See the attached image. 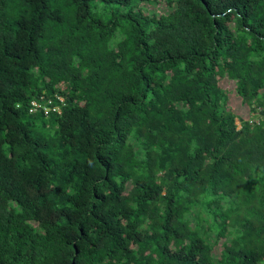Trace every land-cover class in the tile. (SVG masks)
Segmentation results:
<instances>
[{
  "label": "trees",
  "instance_id": "16d2710c",
  "mask_svg": "<svg viewBox=\"0 0 264 264\" xmlns=\"http://www.w3.org/2000/svg\"><path fill=\"white\" fill-rule=\"evenodd\" d=\"M0 264H264V0H0Z\"/></svg>",
  "mask_w": 264,
  "mask_h": 264
},
{
  "label": "built area",
  "instance_id": "2783aa9c",
  "mask_svg": "<svg viewBox=\"0 0 264 264\" xmlns=\"http://www.w3.org/2000/svg\"><path fill=\"white\" fill-rule=\"evenodd\" d=\"M40 99H43V97L42 96H40V97H38V98H34L30 103H31V107H30V109H29V112H34V111H36V110H38V109H41L42 111H43V113H44V115H48V113H49V111L50 112H53V111H55V112H58L59 113V108H58V106H50V104H51V99H48V100H46L45 102H42ZM57 99H58V101H60V102H63V99H62V97H60V96H57ZM258 111H260V110H258ZM253 116V113H252V115H251V117ZM250 117V118H251ZM253 118V117H252ZM251 120H253V119H251Z\"/></svg>",
  "mask_w": 264,
  "mask_h": 264
},
{
  "label": "rangeland",
  "instance_id": "374dc122",
  "mask_svg": "<svg viewBox=\"0 0 264 264\" xmlns=\"http://www.w3.org/2000/svg\"><path fill=\"white\" fill-rule=\"evenodd\" d=\"M96 5V3L94 2L93 3V6H95ZM144 6H145V8H148V9H151L152 10V8H149V5L148 4H144ZM158 10H161V11H166V5H164L163 3H160V5H159V8H158ZM221 84H222V86H224L225 85V87H229V88H232L234 85H233V82H231V81H221ZM234 109H235V111H236V108L234 107ZM252 114V113H251ZM250 114V115H251ZM217 250H218V247H216V248H214V251H213V253H217Z\"/></svg>",
  "mask_w": 264,
  "mask_h": 264
}]
</instances>
